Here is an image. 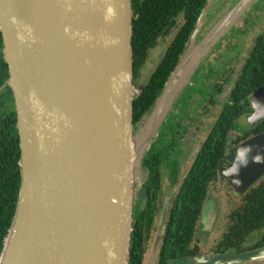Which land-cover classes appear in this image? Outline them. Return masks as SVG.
Returning <instances> with one entry per match:
<instances>
[{"label":"water","instance_id":"obj_1","mask_svg":"<svg viewBox=\"0 0 264 264\" xmlns=\"http://www.w3.org/2000/svg\"><path fill=\"white\" fill-rule=\"evenodd\" d=\"M225 1L209 0L180 62L136 130L134 103L145 86L134 82L133 0H0L22 170L0 264H131L135 206L147 197L139 182L147 176L143 160L175 103L194 85V68L254 0H239L195 54L196 38ZM250 101L257 104L247 116L254 127L264 120V85ZM238 151L246 152V166ZM257 156L262 162H254ZM233 168L238 171L224 176L238 192L264 177V132L228 152L222 172ZM174 197L166 202L154 250ZM260 258L264 247L212 259L240 264Z\"/></svg>","mask_w":264,"mask_h":264},{"label":"trees","instance_id":"obj_2","mask_svg":"<svg viewBox=\"0 0 264 264\" xmlns=\"http://www.w3.org/2000/svg\"><path fill=\"white\" fill-rule=\"evenodd\" d=\"M208 2L209 0H133L136 75L145 67L151 50L156 47L158 40L179 27L157 67L144 83V90L135 100L136 130L149 116L162 94ZM180 18L183 20L181 25ZM253 44V49L246 57L235 83L229 87V78L225 73L224 81L219 85L218 92L215 93L216 90H214L215 94L212 96L211 103L218 102L222 107L221 113L198 153L175 201L162 249V264H167V260L170 259H178L191 250L189 244L195 236L197 225L202 217L209 188L222 173V164L230 147H236L264 132V120L253 128H245L241 124V120L252 113L251 95L264 85V28ZM3 48L4 39L0 29L1 108L4 105L2 100L9 101L12 107L15 101L13 89L9 84V64L5 59ZM209 71L212 70L209 69ZM196 89L200 88L196 85L189 86L176 105L180 102L183 110L188 111L191 98L194 97L192 92ZM219 94L223 95L224 99L220 98ZM13 108L14 111L11 110L10 116L0 112V255L14 219L22 180V170L19 164L21 159L20 133L15 102ZM174 110L175 108L163 123L157 138L143 160V167L149 172L148 182L151 184L149 190L151 194L144 202L145 209L140 210V214L135 216L131 264H143L160 212L159 196L162 193L163 169L171 161H175L176 146L166 147L165 140L163 141L164 130L170 127ZM236 131H240V135L235 139L232 135ZM160 142L163 143V147L159 145ZM179 171V167L175 165L170 179L178 177ZM176 181L177 179L174 180ZM240 196V206L231 213L230 230L224 241V245L230 249H244L243 244L250 236L264 230V177L248 191L240 192ZM260 246H264V233L260 234L255 244V247Z\"/></svg>","mask_w":264,"mask_h":264},{"label":"rangeland","instance_id":"obj_3","mask_svg":"<svg viewBox=\"0 0 264 264\" xmlns=\"http://www.w3.org/2000/svg\"><path fill=\"white\" fill-rule=\"evenodd\" d=\"M238 1L239 0H226L220 4V7L216 9L215 14H213L206 22L203 30L195 40L193 45L196 49L195 54L202 50L203 43L206 42V38L214 29L216 23H218L219 20L228 11H230V9H232L235 4L238 3ZM179 22L182 24L183 20L180 19ZM262 28H264V0H254L253 3L249 5L247 13L244 15V17L240 21L236 22L233 29L228 31L229 33L226 32L228 34L219 41L218 45L213 50L209 58L203 61V64H199L200 66L198 65L194 68L195 70L197 69L196 76L192 78L190 75L192 79L191 81L194 82L193 84H197V77H199V75L209 71L210 67H208L209 69H206L207 63L216 59L219 61V63L213 66H221L219 74H224L226 72L227 78H229V87L232 83H235L238 74L243 67L245 58L248 56L249 49L252 47V44L254 43L258 34L261 32ZM178 30L179 27L175 28L169 35L162 37L159 40L158 45L151 50L149 59L143 68L142 79L140 83H144L149 79ZM238 49H241L240 51L243 49L242 55H239ZM216 75L217 74H214V76ZM189 77L186 83L189 81ZM203 80L205 83L202 80L200 81L201 88L199 89L200 91L198 90L200 93H196L190 101L195 103L194 106H196V111L203 113V116L196 118L195 121H193V119L189 120L192 116L187 117L189 125H186V128L189 127V133L185 140L183 148L184 157L182 158L184 177L192 165L197 152L204 143L208 130L212 127L216 120L215 116L204 114L205 110L202 108V106L208 105L204 87H207V84H209L210 81L205 80V78ZM186 83L184 85H186ZM192 106L193 105H191L190 108ZM219 110L220 108L217 106L216 109H214V113H219ZM241 124L245 128L252 127L248 121V117L246 116L241 120ZM239 135L240 131H236L233 132L232 136L236 139ZM222 175L223 174H221V176ZM144 181V177L139 180L141 184L144 183ZM172 192V189H168L166 193L167 196H170V193ZM209 200L213 206L212 211H214L211 213L207 223H204L203 220L199 223L196 235V244H200L204 248V251L209 249L213 244L222 238L225 232H227L229 214H231L233 209H236L240 206L241 196L234 191L233 187L223 175L215 185L210 187ZM261 233H264V230L256 233L255 236L252 237V241L250 243L252 244L257 242ZM158 254L159 249L154 250V247H152L149 257L150 259H148L147 264H155L154 262L157 259Z\"/></svg>","mask_w":264,"mask_h":264},{"label":"flooded vegetation","instance_id":"obj_4","mask_svg":"<svg viewBox=\"0 0 264 264\" xmlns=\"http://www.w3.org/2000/svg\"><path fill=\"white\" fill-rule=\"evenodd\" d=\"M180 25H181V23H180ZM159 40H158V42H159ZM157 45H158V43H157ZM253 46H254V44H252V47L249 49L248 54L253 49ZM240 50L241 49H238V53H239V55H242L243 54V49H242V51H240ZM246 59L247 58H245V61H246ZM218 63H219V61L217 59L213 60V61H209L207 63V65H206L207 66L206 69H209L208 67H210V69L212 71H207V73L206 72L202 73L201 75H199V77H197L198 79H197L196 86L198 88H201V86H200V81L201 80L203 82H204V80H203L204 78L207 81L210 80L209 84H207V87H204V89L206 91L208 105L202 106V108L205 110L204 114L216 117L215 122L213 123L212 127L208 130V133L206 134L205 141H206L208 135L210 134L211 130L213 129L215 123L219 119V116H220V113H221V109H222V107L218 104V102L215 103V104L211 103L212 96L215 93L218 92L219 85L223 83L224 74L226 73L225 72L224 74L223 73L219 74V72L221 70L220 69L221 66L220 65H218L216 67L213 66V65H217ZM142 73H143V69L140 71V73L138 75H136V72H135V81L134 82H135V85L137 87H140V86L144 85V83H145V82L144 83L143 82L140 83L141 79H142ZM214 74H217V75L214 76ZM206 78H208V79H206ZM197 90H199V89H196V90H194L192 92L193 96L196 93H200ZM214 90H216L215 93H214ZM0 94H1V90H0ZM13 95H14V93H13ZM219 97L224 99L223 95H221V94H219ZM14 102H13V107H14ZM2 103L4 105L2 106V108L0 107V112L7 114V116H10L11 110L14 111V108L12 107V104L9 101H4V100H2ZM189 105L190 106L193 105V109H191L192 108L191 107V108H189L188 111L183 110V108L181 107L182 105H180V102L177 103V105H175V110H174V112L172 114L173 117L171 118V121H170V124H169L170 127L168 128V130H164V133H163V141L165 140L164 141L165 146L166 147H168V146H176V151H175V154H174V160L175 161H171V163H169V165L167 164V166L163 169V178H162V182H161L162 183V187H161L162 193L159 196V200H161L159 202V206H160L159 211L160 212L158 214L157 222L155 224L154 232L152 234L151 240L149 241L148 249H147V251L145 253L143 264H147L148 263V259H150L149 257H150V254H151V248L154 247V244H155V241H156V237H157V234H158V231H159L160 221H161L162 216H163V212H164V209H165L166 202L175 193V197H174L173 204H172V209H173V207L175 205V201L177 200V197L179 195L180 189L182 187V184H183L185 178L187 177V175L189 174L190 169L192 168L193 164L195 163V161L197 159L198 153L200 152L201 148L203 147V145L205 143V141H204V143L200 147L199 151L197 152V154L195 156V159H194L192 165L190 166L186 176L184 177L183 176V172L184 171H183V159L182 158L184 157L183 156V152H184L183 148H184L185 140H186L187 135L189 133V127L186 128V125L187 126L189 125L187 117L192 116L189 120L193 119V121H195L196 118H200V117L203 116V113H201L199 111H196V109H195L196 106H194L195 105L194 102H190ZM15 106H16V102H15ZM217 106L220 108V110H219V113L216 114V113H214V109H216ZM161 134H162V131H161L160 135ZM160 135H159V137H160ZM159 145H161V147H163V143L162 142H160ZM233 147H235V146H233ZM233 147H230V150ZM175 165L179 167V170H180L179 171V175H178V177H176L173 180H171L170 177L173 175V172L175 170ZM146 172H147V176L145 178L143 186L147 190V197L144 200L138 201L136 203L135 216L140 214V210L143 211L145 209L144 202H146L149 199L150 194H151L150 191H149L150 187H151V184L148 182L149 172H148L147 169H146ZM221 174L224 175L223 172ZM221 174L212 183V185H215L217 183V181L223 176V175L221 176ZM224 178L227 179L225 176H224ZM175 179H177L176 182H174ZM259 181L257 183H259ZM228 182L233 187L234 191L237 194L240 195V192H238L236 190V188H234V186L231 184V182L229 180H228ZM257 183H255L253 186H255ZM253 186H251L249 189H251ZM168 189H172L173 190V192L170 193V196H167V194H166ZM249 189H247L246 191H248ZM209 190H210V188H209ZM208 204H210L209 211L205 214V211H206L205 209L208 206ZM172 209H171V212H172ZM212 209H213V206H212L211 201L209 200V193H208V197L205 200V204H204L203 214H202V217H201L199 223L202 220H203L204 223H207L209 221L210 215L214 211V210L212 211ZM233 210H235V209H233ZM171 212H170V216H171ZM170 216H169L168 221H167V225H166V228H165V232H164L162 241H161V243H160V245L158 247L159 254L157 255V259L154 262L155 264H162V262H161L162 258H163L162 249H163V245H164L165 235H166V232H167ZM230 218H231V214H229V222H228L227 232H225L223 234L221 239H219L215 244H213L209 249H206L205 251H204V248L200 244H198V243L196 244V235H197V230H198V226H199V223H198L195 236H194L193 240L189 244V247L191 248V250L188 251V254H186V255L178 258V259L167 260V264H215V260H213L212 258L216 254H225V253H231V252H240L241 253V252H246V251H249V250H254V249H258V248L264 247V246L255 247V244L257 242L252 243V244L250 243L252 241V237H254L255 235L250 236L248 238V240L243 244L244 249L243 248L242 249H230L226 245H224V241H225L226 236L228 235L229 230H230V222H231ZM215 220H216V218H215ZM135 221H136V217L134 219V222ZM240 264H264V258L251 260V261L240 263Z\"/></svg>","mask_w":264,"mask_h":264},{"label":"clouds","instance_id":"obj_5","mask_svg":"<svg viewBox=\"0 0 264 264\" xmlns=\"http://www.w3.org/2000/svg\"><path fill=\"white\" fill-rule=\"evenodd\" d=\"M252 107H253L254 109L257 107V104H256L255 101L252 102ZM237 155L241 158V160L244 161L245 166H246V165H247L246 152H245V151H238V152H237ZM254 162H256V163H260V162H262V161H261V158H260L259 156H257V157L255 158ZM236 171H238V169H235V168H233V169H228V170L224 171V175H225V176H230V177H231V173L236 172ZM232 182H233L234 184H239V183H240V181H239L238 179H233Z\"/></svg>","mask_w":264,"mask_h":264}]
</instances>
